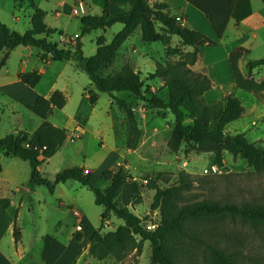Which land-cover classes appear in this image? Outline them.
I'll return each mask as SVG.
<instances>
[{"label": "trees", "instance_id": "16d2710c", "mask_svg": "<svg viewBox=\"0 0 264 264\" xmlns=\"http://www.w3.org/2000/svg\"><path fill=\"white\" fill-rule=\"evenodd\" d=\"M28 1L32 4L33 0ZM186 1L203 12L216 36L221 38L235 0ZM176 15L183 16L173 12L165 2L149 5L146 0H135L119 12L110 13L108 0H103L100 13L80 17V33L75 44L67 45L51 39L56 29L46 26L44 11L34 7L29 16L28 29L21 32L0 20V33L6 39L5 56L18 44L29 45L37 47L43 59L72 60L85 71L89 83L84 86V92L89 103L94 105L98 92H105L111 103L124 111L129 128L125 141L127 148L135 149L140 140L142 131L135 105L141 102L148 110H166L173 116L169 140L172 150L176 151L184 141L186 153L210 151L214 162L222 165L226 151L233 158H243L254 170L263 171L264 145L249 141L243 132L227 134L225 131L230 122L243 114L244 106L240 98L232 92H223L218 99L206 101L203 94L213 86V82L205 72L192 68L202 55L200 46L215 45L217 40L181 24L175 19ZM114 23H120L122 27L111 40L106 42L104 35H98L95 52L84 55L81 37L91 30L107 28ZM155 23H158V29ZM137 28L142 41H159L162 44L163 60H155L153 71L145 76H141L129 62L108 73V68L119 54V48ZM173 35L178 37L174 44ZM248 51L247 47L241 45L230 49L229 66L238 89L257 93L264 90V77L255 79L250 72L264 64V56L248 59L245 71H242L239 61ZM18 77L22 82L34 86L40 79V73L34 69L20 72ZM150 80L161 81L166 91L164 98L152 89L148 82ZM65 103V94L54 89L48 96L37 95L32 103L26 105L42 121L30 134L19 131L0 136V170L1 154L17 156L28 160L30 181L48 187L49 191L67 179L76 180L89 188L94 194V202L102 206L100 224L89 237L88 252L91 256L96 259L112 256L121 261L132 251L140 253L143 242L147 240L151 246V264H196V256L200 257L202 264H245L236 252L227 251L215 236V230L206 224L211 219L238 216L264 228V202H234L214 197L189 201L186 195L194 178L188 172L179 170L174 182L161 186L158 181L168 183L171 173L157 171L146 183H140L141 187L144 185L154 190L150 210H159L154 227L148 228L143 222L148 215L138 216L127 206L117 204L123 184L132 178L122 166L102 171V177L108 181L105 187L96 186L91 179L92 173L89 170L84 172L78 166L57 171L53 179L41 175L39 165L53 155L67 137L65 127L56 126L48 120L52 108H61ZM0 203L6 207L8 199L0 198ZM13 215L16 217V212ZM112 216L122 219L123 223L112 230L101 231ZM13 235L16 240L19 238L15 222ZM251 259L253 264H264L263 255H253Z\"/></svg>", "mask_w": 264, "mask_h": 264}, {"label": "rangeland", "instance_id": "374dc122", "mask_svg": "<svg viewBox=\"0 0 264 264\" xmlns=\"http://www.w3.org/2000/svg\"><path fill=\"white\" fill-rule=\"evenodd\" d=\"M35 3L38 8L46 10L45 23L57 28V32L51 36L52 40L62 43L59 40L58 31L66 34L67 37L74 33H80L79 18L84 13L68 15V12L62 11L55 14L53 6L56 4V0H36ZM31 12L30 6L18 8L13 5V0H0V20L18 31L23 32L30 27L28 15ZM89 12L96 14L99 13V10L94 8ZM121 27L122 24L114 23L110 27L88 32L81 45L84 55L88 56L95 52V39L98 35H104L106 42H109L113 34ZM155 28L158 29V23H155ZM233 29L234 26L230 24L227 34L232 36ZM237 31L236 35H240V29ZM257 33L259 35L257 39L250 34L244 38L240 37V40H243V45L249 49L248 53L240 59L242 71H245V63L248 59L264 56V29ZM177 40L178 37L173 35L172 44ZM75 41L63 43L74 45ZM21 49L23 48L20 46L12 54L14 64L20 62V58L25 56ZM163 58L162 44L159 41H142L137 28L121 45L117 58L107 72L112 73L122 63L129 62L135 70L141 73V76H145L148 72L153 71L154 61L163 60ZM53 67H55V72H61L60 80L68 82L67 101L63 106L68 112V124H72V120H70L72 117L74 120H80L81 126L86 127V130L79 138L71 139L70 136L66 138L51 164L43 166L45 176L52 177L55 168L60 170L67 166L85 164L91 169L92 182L96 186L105 187L108 181L102 177V171L122 166L132 178L121 189L117 204L127 206L135 213H139L141 217L148 215L147 220L143 221L148 228L154 227L151 224L155 225L159 217V210L158 208L150 210L154 190L144 185L141 187L140 183H146L157 171L171 173L168 183L158 181L161 186L174 182L179 170L188 172L194 178L186 195V199L189 201L214 197L234 202H264V170H254L247 165L243 158H233L230 153L225 151L222 165H219L214 162L210 151L186 153L184 141L180 143L176 151L172 150L169 140L173 127L170 118L173 119V116L166 110H148L141 102L135 105L142 133L137 147L135 149L127 148L125 141L129 134V128L124 111L117 104L116 106L111 105L109 96L105 92H98L94 105H91L87 98H81L80 94L85 93L84 86L89 83V77L73 61H55L50 71L47 70L43 73L40 85H48L52 71H54ZM217 67L218 71L225 73V63L219 61ZM250 74L255 79L264 77V64L255 67ZM217 78L221 81L218 75ZM148 82L159 96L163 98L166 96V91L159 81L150 80ZM230 85V83L219 82L213 85L212 94L218 99L223 92L231 90ZM233 94L240 98L244 111L240 118L226 126V133L243 132L249 141L264 145V90L254 93L235 87ZM155 126L156 129H154ZM211 164L218 166L216 171L204 172V169L210 167ZM59 187H62L61 190ZM38 189L39 194L36 196L38 201L36 199L29 205V200H27L21 210L17 225L24 247L20 243L19 245L24 248L25 253L21 259L16 260L15 264H41L47 259L49 260V254L42 255L44 241L40 235L45 232L58 234L59 240L65 242L64 237L60 235L61 232L59 233V228L64 229L63 223L67 218H70L71 226L75 224V218L70 214L69 208L74 207L81 212L83 233L86 234L90 229H96L100 224L102 206L94 202L93 192L85 185L75 180H66L63 186H56L54 191H49L48 187L44 185H38ZM128 195H130V201L126 203L125 198ZM31 197L33 198L34 195ZM60 200H63L65 205H61ZM57 221H60V227L56 224ZM122 223V219L112 216L101 231L112 230L117 224ZM206 225L215 230V236L224 244L227 251L236 252V255L241 257L240 259L245 264H253L251 259L253 255L264 256V228L262 226L252 225L251 222L238 216L211 219ZM62 232L64 233V231ZM43 256L46 258L45 260ZM79 259L81 260L75 264H79V262L80 264H151V246L150 242L145 240L140 253L135 254L132 251L121 261L112 256L96 259L88 251H85L82 258ZM195 263L202 264L199 256L195 257Z\"/></svg>", "mask_w": 264, "mask_h": 264}, {"label": "crops", "instance_id": "0c3cea01", "mask_svg": "<svg viewBox=\"0 0 264 264\" xmlns=\"http://www.w3.org/2000/svg\"><path fill=\"white\" fill-rule=\"evenodd\" d=\"M35 1L36 0L32 1V5L28 0H13V5L18 8H21L22 6H30L33 11L34 7L38 8ZM78 1L79 0H56V4L53 6V11L55 14H59L63 11L68 12V15H74L72 14V8L77 7ZM81 1L83 3V11L81 13L91 14L89 11L94 10V8H97L99 13L101 12L103 0ZM134 1L135 0H108V10L110 13L119 12L123 8L132 5ZM146 2L149 5L159 2L167 3L173 12L183 15V25L199 30L207 34L209 37L217 40V44L215 45L200 46V49L202 50V56L192 65V68L205 72L212 80L213 85L219 82L230 83L231 85L229 87L231 90L225 92L233 93L235 91L236 85L227 58L228 51L232 49V47L234 48L239 45L244 46L243 40H240V37L244 38L249 34L255 39L259 37L257 32L264 29V0H235L227 27L221 38H217L211 24L203 12L186 0H146ZM40 9L44 11L43 21L45 23L44 17L47 12L43 8ZM31 13L28 15V20ZM45 24L46 26L51 27L47 23ZM230 24L234 26V32L232 36L227 34ZM54 29H56L57 32V28ZM237 29H240V35H236V33L239 31H237ZM60 33L62 32L58 31V34ZM5 40V37L0 33V136H4L9 133H17L19 131L30 134L41 123L42 119L38 115L31 112L26 107V105L32 103L37 95L48 96L54 89L61 90L65 96L67 93L68 82H62L60 80V71L55 72V67H53L54 71H52V76L47 86L40 85L43 73L47 70L50 71V68L53 66L55 61L68 62L72 60L43 59L40 57L39 49L37 47L22 44H18L10 49L8 54L5 56ZM20 46L23 48L21 49V52H23L25 56L20 58V62L14 64L12 54H14V52H16ZM219 61L225 63V73L218 71L217 65ZM34 69L40 73V79L34 86H30L27 83L22 82L18 77V73L31 71ZM217 75L220 77L219 79H221V81L218 80ZM159 82L161 83V81ZM212 87L206 90L203 94L204 98L208 102H212L217 99L215 98V95L212 94ZM152 89L154 90L153 86ZM80 97L86 99L87 93H81ZM110 104L113 105L111 100ZM67 113L68 112L65 111L63 106L61 108L53 107L51 113L48 115V120L56 126L65 127L67 129L66 138H68V136L71 138V135L74 132H79L80 137L86 130V127L81 126L80 120H74L72 117H70L72 124H68L69 116H67ZM56 115L58 117H55ZM170 119L173 123V119ZM156 128L157 127L155 126L154 129ZM65 140L53 155L48 157L39 165L40 173L44 177L53 179L55 173L59 171V168H55L53 170L54 173L52 177L49 175L45 176L43 166L51 164L53 158H55L60 148L63 146ZM1 161L2 168L0 170V198H7L8 204L6 207H3L0 203V264H15L17 259L19 260L23 257L25 251L21 242L20 234L17 240L13 235L14 222L18 229L19 226L17 224L18 220H20L21 210L26 205L27 200H29V205H31L34 200L37 199L36 196L39 194V189L37 184H34L30 181L31 169L28 160L17 156L6 157L1 154ZM72 166H78L82 168L86 167L91 172L89 166L85 164ZM65 181L57 183L56 186H63ZM125 185L126 182L123 184L122 188ZM59 188L61 190L62 187ZM31 195H34V197L32 198ZM129 197L130 195L125 198L126 203L130 201ZM60 203L61 205H65L63 200H60ZM73 210L79 211L74 207L69 208V212L73 216ZM14 212H16V217L13 215ZM137 215L140 216L139 213ZM65 221L66 222L63 223L64 229L60 227V221H57L56 223L59 225L58 227H60L59 233L61 232L60 235L64 237L65 242L59 240L57 236L58 234H49L48 232H45L40 235L44 241L42 255H50L49 260L47 259L41 264H75L81 260L79 258H82L85 251H88V240L95 228L90 229L85 234L82 231L83 227L80 230H77L74 224H72V226L70 225V218H67ZM62 231H64V233ZM19 243L23 247H20L21 245H19ZM44 256L43 258L45 260L46 258Z\"/></svg>", "mask_w": 264, "mask_h": 264}, {"label": "built area", "instance_id": "2783aa9c", "mask_svg": "<svg viewBox=\"0 0 264 264\" xmlns=\"http://www.w3.org/2000/svg\"><path fill=\"white\" fill-rule=\"evenodd\" d=\"M83 11V3L81 0H79L77 2V7H73L72 8V14L74 15H77L79 14L80 12ZM175 19L177 21H179L181 24H183L184 22V18L183 16L181 15H176ZM59 40L63 43V42H74L76 40V38L78 37V33H74L73 35H69L68 37L66 36V34H63V33H60L59 35ZM79 132H74L72 135H71V139H75V138H78L79 137ZM26 146H28V143H25ZM218 166H215L213 164H211L210 167H206L204 169V172L206 173H209V172H214L216 171L215 169L217 168ZM213 169V170H212ZM88 168L84 167L83 168V171L84 172H88ZM73 213H74V218H75V228L77 230H80L82 228V214L77 211V210H73ZM151 226H154V224H151Z\"/></svg>", "mask_w": 264, "mask_h": 264}, {"label": "water", "instance_id": "95a60500", "mask_svg": "<svg viewBox=\"0 0 264 264\" xmlns=\"http://www.w3.org/2000/svg\"><path fill=\"white\" fill-rule=\"evenodd\" d=\"M81 40H82V41L84 40V36L81 37Z\"/></svg>", "mask_w": 264, "mask_h": 264}]
</instances>
